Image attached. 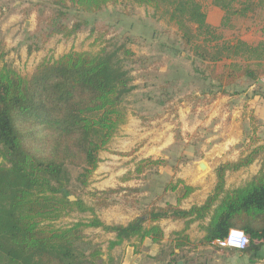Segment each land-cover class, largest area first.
Returning <instances> with one entry per match:
<instances>
[{"label": "trees", "instance_id": "obj_1", "mask_svg": "<svg viewBox=\"0 0 264 264\" xmlns=\"http://www.w3.org/2000/svg\"><path fill=\"white\" fill-rule=\"evenodd\" d=\"M46 1L48 12H38L31 37L35 44L28 47L29 54L54 37L67 40L82 31L86 22H70V12L92 15L127 1L152 9L159 20L176 28L181 47L199 62L194 73L207 83L199 94L206 105L219 97L239 96L264 76V42L252 45L223 40L207 23L200 0ZM207 1L223 13L221 27L255 10L264 11V0ZM6 57L0 40V264H111V258L103 259L100 246L86 242V230L113 235L107 244L110 252L133 239L160 243L163 235L158 222L181 220L186 221L185 229L174 234L162 254L168 257L167 264H176L174 251L191 245L186 235L189 224L208 218L202 228L204 238L197 246L222 240L236 229L249 241L239 256L248 264L264 262V167L237 188L225 190L224 182L227 173L264 161V141L256 135V127L252 125L251 135L242 141L239 158L215 169L216 185L202 205L182 209V202L195 189L182 180H171L163 193L171 195L174 204L144 208L139 218L126 225H105L97 210L113 205L112 197L120 192L139 191L95 192L89 194L90 204L77 191L88 187L100 163L99 153L126 122L128 97L135 90L126 63L133 52L123 45L97 53L69 52L57 59H43L28 78L15 71ZM238 84L246 89L235 90ZM251 96L264 99L260 91L253 90ZM166 165L161 158L140 160L122 182L140 180ZM72 215L85 218L67 226L56 225Z\"/></svg>", "mask_w": 264, "mask_h": 264}, {"label": "rangeland", "instance_id": "obj_2", "mask_svg": "<svg viewBox=\"0 0 264 264\" xmlns=\"http://www.w3.org/2000/svg\"><path fill=\"white\" fill-rule=\"evenodd\" d=\"M200 3L206 14L207 23L217 29V34L223 40H241L252 45L264 42V11L255 10L246 18L231 19L226 27H221L223 13L207 0H200ZM47 7L49 5L46 0H0V40L4 42L7 51L5 60L15 71L28 78L43 59H57L69 52L97 53L103 48L110 50L123 45L134 54L131 61L126 63L135 86V90L128 97L129 117L141 123L146 119L160 117L159 115L162 114L168 123L172 121L174 145L168 151V155H171L167 159L170 163L168 167L175 172L186 167H195L194 169L203 171L199 169L198 164L203 163L207 170L206 162L218 163L215 160L219 158L221 151H217L215 145L219 141L221 128L216 129L217 122L204 121L206 114L210 113L212 104L206 105V100L199 94L205 90L207 83L194 73V69L199 67V62L181 47L176 28L167 26L164 21L159 20L152 9L122 1L116 5L106 6L97 14L70 12L68 17L70 22L74 20L86 22L82 31L67 40L59 36L54 37L43 46L38 44L41 46L38 52L29 54L28 47L33 48L35 44L31 37L36 30L38 12L44 10L47 13ZM189 27L193 28V26ZM235 88L239 91L246 89L243 84H238ZM251 90L260 91L264 96V76L260 77ZM239 100L243 102L242 98ZM178 109L187 111L190 121L196 119L201 122L195 131L181 133L180 124L174 116L171 118V112ZM254 127L258 138L264 141L262 123L258 122L257 126L253 125ZM246 130L243 139L251 135L252 125ZM241 143L234 146L240 154L244 150L240 147ZM231 151H224L222 155L230 154ZM210 153L214 155L210 157L212 155ZM167 160L165 162H168ZM106 173L104 170L94 178L92 175L88 187L83 191H77V195L90 204L89 194L108 189H128L127 184L131 185L130 189H137L139 192H120L112 197L113 205L104 210H97L99 220L105 225H120L134 220V217H138L143 211V207L163 204L168 199L166 195L165 197L157 195L160 189L155 187H160L163 183L154 176V171L142 176L140 181L131 180L126 183L122 182L126 174L111 179ZM135 181L137 182L134 183ZM152 189L157 192L155 195ZM139 207L141 210L137 211ZM80 218L85 216L72 215L61 219L56 225L67 226ZM84 233L86 242L101 247L105 261L111 258V264H121L119 248L107 251L108 241L113 238L110 234H104L100 229H88ZM241 259L243 264H248L245 257ZM209 264L219 263L210 259ZM256 264H264V262Z\"/></svg>", "mask_w": 264, "mask_h": 264}, {"label": "crops", "instance_id": "obj_3", "mask_svg": "<svg viewBox=\"0 0 264 264\" xmlns=\"http://www.w3.org/2000/svg\"><path fill=\"white\" fill-rule=\"evenodd\" d=\"M253 86L245 90V92L236 97H219L210 106V113L206 114L205 123L213 121L216 123V129L221 128L219 141L215 145L217 151H221V155L215 161L218 163H205L207 170L198 171L197 169L186 167L179 172H175L168 167L170 165L168 159V151L174 145V127L171 122H167L165 116L160 114V117L148 120L141 123L132 120L127 112L126 122L121 126L115 136L112 138L106 149L99 153L100 163L98 164L94 176H98L105 170L108 178H116L119 175H125L132 172L136 162L143 159H164L167 160L166 167H162L154 171V176L162 181L159 188L160 192L157 195H164L165 185L171 180H182L184 183L195 191L182 202L181 208L188 210L191 206L202 205L207 197L212 193L216 185L215 169L220 164L234 162L239 158V150L234 149L236 145L242 142L246 129L251 125L262 123L264 129V99L259 96H251ZM243 99V102L239 100ZM238 99V100H237ZM245 100V101H244ZM187 111L181 109L171 112V118H176V121L181 126V133H190L195 131L201 122L196 119L189 120ZM216 119V120H214ZM177 122L174 124L178 125ZM250 130V129H249ZM232 150L230 154L222 155V152ZM212 154V153H210ZM212 154L210 157H212ZM208 157V158H210ZM207 160V158H206ZM123 165V166H122ZM264 167V161H257L249 168L239 172L227 173L224 179L225 190L237 188L252 176L256 175L261 167ZM140 181V180H139ZM135 181L134 183H136ZM127 188L131 185L127 184ZM122 186V185H121ZM124 186V185H123ZM164 186V187H163ZM113 188V187H112ZM152 192L157 193L156 191ZM167 200L163 204H154L163 206L164 203L174 204L171 195H166ZM143 207L142 209H144ZM141 210V207L137 211ZM135 219L139 216H135ZM133 221L130 220L120 225H126ZM186 221L162 220L158 222V226L162 230V240L160 243H152L146 239L140 241L133 239L129 242H124L119 248L122 261L121 264H167L168 257H164L163 251L168 248L174 239V234L182 232L186 225ZM209 223V218L203 222L190 223L186 235L191 243L180 250H175L176 264H209L210 259L221 264H243L242 257L234 250H220L210 245L197 246L200 240L204 238L203 227ZM98 230V229H97ZM111 237L114 238L113 235ZM113 238L111 240H113ZM216 258L217 260H214Z\"/></svg>", "mask_w": 264, "mask_h": 264}, {"label": "built area", "instance_id": "obj_4", "mask_svg": "<svg viewBox=\"0 0 264 264\" xmlns=\"http://www.w3.org/2000/svg\"><path fill=\"white\" fill-rule=\"evenodd\" d=\"M248 242V237L243 232L231 229L224 239L214 241L210 246L220 250H234L240 252L247 248Z\"/></svg>", "mask_w": 264, "mask_h": 264}, {"label": "water", "instance_id": "obj_5", "mask_svg": "<svg viewBox=\"0 0 264 264\" xmlns=\"http://www.w3.org/2000/svg\"><path fill=\"white\" fill-rule=\"evenodd\" d=\"M198 167H199L200 170H203V171L205 170V165L203 163L198 164ZM69 200L70 201H75V198L70 196ZM179 264H180V262H179Z\"/></svg>", "mask_w": 264, "mask_h": 264}]
</instances>
